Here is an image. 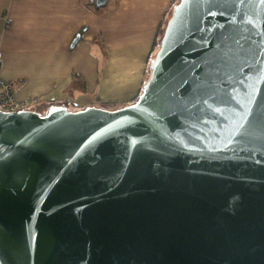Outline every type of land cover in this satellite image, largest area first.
I'll return each instance as SVG.
<instances>
[{
  "label": "water",
  "instance_id": "water-1",
  "mask_svg": "<svg viewBox=\"0 0 264 264\" xmlns=\"http://www.w3.org/2000/svg\"><path fill=\"white\" fill-rule=\"evenodd\" d=\"M151 70L118 110L0 111V264H264V0H180Z\"/></svg>",
  "mask_w": 264,
  "mask_h": 264
},
{
  "label": "crops",
  "instance_id": "crops-1",
  "mask_svg": "<svg viewBox=\"0 0 264 264\" xmlns=\"http://www.w3.org/2000/svg\"><path fill=\"white\" fill-rule=\"evenodd\" d=\"M179 2L114 0L97 13L94 0H0V74L43 115L118 110L139 95Z\"/></svg>",
  "mask_w": 264,
  "mask_h": 264
},
{
  "label": "built area",
  "instance_id": "built-area-1",
  "mask_svg": "<svg viewBox=\"0 0 264 264\" xmlns=\"http://www.w3.org/2000/svg\"><path fill=\"white\" fill-rule=\"evenodd\" d=\"M32 102L31 100H18L13 85L6 81L0 74V111L4 113H14L28 110Z\"/></svg>",
  "mask_w": 264,
  "mask_h": 264
},
{
  "label": "trees",
  "instance_id": "trees-1",
  "mask_svg": "<svg viewBox=\"0 0 264 264\" xmlns=\"http://www.w3.org/2000/svg\"><path fill=\"white\" fill-rule=\"evenodd\" d=\"M94 7L96 8V12H97V13H101V12H103V8H99V7H96V6H94ZM169 21H170V20H169ZM169 21H168V22H169ZM168 22H167V24H168ZM162 38H163L162 36H161V39L158 38V40H157V41L155 42V44H154V45H155V46H154L155 54L153 55V57H151V61L156 57L158 51L160 50ZM151 73H152V70H151V65H150V66H149V69H148V73H147V75H146V79H145V81H144V83H143L142 88L140 89V92H139V95L137 96V98L134 99L133 101L129 102V103H126V105H124V106L121 107V108H125V107L131 106V105H134L135 103H137V101L139 100V97H140V96L142 95V93H143V88H144V86H145L146 83H148V81L150 80Z\"/></svg>",
  "mask_w": 264,
  "mask_h": 264
},
{
  "label": "rangeland",
  "instance_id": "rangeland-1",
  "mask_svg": "<svg viewBox=\"0 0 264 264\" xmlns=\"http://www.w3.org/2000/svg\"><path fill=\"white\" fill-rule=\"evenodd\" d=\"M113 1H114V0H109L108 3H107L105 6L101 7V8H103V11H104V10L106 11V9L108 8V5H109V6L112 5V2H113ZM166 27H167V24L163 26V29H162L161 32H160V37H159V39H161V36H162V37L164 36V34H165V30H166ZM120 107H121V106H120ZM28 109H32V108L30 107V108H28ZM120 109H121V108H120Z\"/></svg>",
  "mask_w": 264,
  "mask_h": 264
}]
</instances>
